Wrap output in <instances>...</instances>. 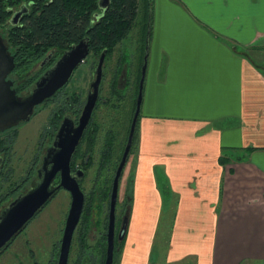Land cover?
Here are the masks:
<instances>
[{"label":"crops","instance_id":"0c3cea01","mask_svg":"<svg viewBox=\"0 0 264 264\" xmlns=\"http://www.w3.org/2000/svg\"><path fill=\"white\" fill-rule=\"evenodd\" d=\"M144 18L125 264H263L264 0H149Z\"/></svg>","mask_w":264,"mask_h":264},{"label":"flooded vegetation","instance_id":"af4514ba","mask_svg":"<svg viewBox=\"0 0 264 264\" xmlns=\"http://www.w3.org/2000/svg\"><path fill=\"white\" fill-rule=\"evenodd\" d=\"M60 3L63 10L55 15L52 13L53 10L55 8H61L56 4V0H11L10 3H5L2 7L0 6L1 43L7 48L11 55H13L15 62V65L12 71L8 74L7 79L12 82V87L15 89L17 95L21 98L29 97L32 94L36 88V82L55 64V62L66 50L71 48L72 45L77 44L83 38L87 39L88 45L86 56L74 68L67 83L56 90L50 97L45 98L41 103L34 107L29 119L36 112H39L43 107H49V113L42 129V144L39 149V153L35 157L31 158V160L27 162V165L23 161V153L18 154L14 146L12 152V142L15 131L29 119L27 121L18 122L10 128L0 131V215L5 211L8 204L18 194L25 193L29 189L36 187L37 183L44 177L45 170L51 169L52 164L49 163L52 155L51 151L53 144L57 139V135L60 133L63 123L66 124L67 119L70 122L67 136L63 135L65 138L61 137L65 144H67L71 141L74 135V130L79 124L87 97L89 93L92 92L91 82L95 79V68L97 66L99 56L103 51L102 50L99 53L97 52V27L100 20L105 15L107 9L103 11V9L99 7V0H60ZM110 6L111 2L108 8ZM39 16H43L44 20L47 21L44 23L46 26L44 28L32 27L34 18ZM58 25L62 27H59ZM19 33L23 35L27 34V37L30 40V46L32 48L46 50L41 57H39L36 61H33L31 64H29V60H27L25 63L26 69L22 71L17 68L18 52L19 49H21L22 44L19 41H13L14 36L16 37ZM39 33L42 34V38H31L32 36L39 35ZM107 33L109 34L110 30ZM53 35L60 36L58 39V41H60L59 43L53 41L51 38ZM67 35H73V37H75L72 40H67ZM119 52H121L120 59H117L116 65L119 68L118 72L120 75L123 67H127L128 51L122 48V50H119ZM106 55L107 52L105 50L102 79L99 86L96 104L69 160L71 175L77 171L83 172V177L78 180L80 188L81 181L86 177L87 167L90 164V160L92 159L91 157L93 153V147H91L89 143L95 139V134L98 131V126L95 119L97 105L99 102L106 104L109 103L107 98L100 96L101 83L105 77V66L107 63ZM35 64L38 65L39 72H36L33 77H30L21 85H16V79L13 78L12 75L15 73L18 74L19 71L22 74L26 73ZM83 64H85L84 66L87 67L85 68L86 70L81 73L83 74L81 76L80 70L78 72L76 71L78 67ZM22 74H19L18 78H22ZM119 75L116 77L117 83ZM80 76L82 77L83 81L77 84L79 82ZM75 78H78L76 82L74 80ZM122 79H126V75H124ZM23 88L28 89V93L26 95H22L20 92ZM110 131L111 129H109L106 133V141L103 143L104 146L108 145ZM24 153H26V151H24ZM32 177L35 178L34 185H31L25 189V191H22V185L25 184V182L27 183ZM60 178L61 172L58 171L54 174L51 180V189H53L59 183ZM57 191H55L54 194ZM4 202H6V204L4 207H1ZM125 217L126 216L124 215L121 219H115L113 264H125V248L123 247L125 241L121 240H124L126 236H123L122 239H118V233ZM80 219L77 226L81 222ZM107 221L104 226L106 229L98 232V239L96 240L94 246L90 247L88 252H84L83 250V252H80V249H84L86 247V245L80 241L82 236L78 237L76 248V250H79L78 252H76V250L71 252L74 245L73 240L71 241L67 264H105ZM77 226L74 230V233L77 229ZM119 241L123 242L121 250V243ZM72 254L74 255V258L70 263L69 259ZM120 254L121 259L119 260V263H117L115 262L116 255ZM30 255L32 257L34 256L33 253Z\"/></svg>","mask_w":264,"mask_h":264},{"label":"rangeland","instance_id":"374dc122","mask_svg":"<svg viewBox=\"0 0 264 264\" xmlns=\"http://www.w3.org/2000/svg\"><path fill=\"white\" fill-rule=\"evenodd\" d=\"M137 15L134 19L133 27L129 34L122 42H119L111 56L107 59L105 66V77L101 83L100 96L107 98L109 103L99 102L96 109L95 119L98 126V131L95 134V141L89 144L93 147L92 159L87 167L86 177L81 181V189L85 194L84 210L82 216L87 215V223L83 221L82 216L80 223L73 235L74 252L77 248L78 237L84 235L83 244L86 245L80 252H88L90 247H93L98 239V232L106 229L105 224L108 220L109 196L111 190L112 179L117 167L120 155L124 149L127 134L130 127V122L135 109V103L138 95L140 72L143 62L145 39L143 38V25L146 22L143 14V8L138 5ZM6 39V38H5ZM144 44V45H143ZM122 48L128 51L127 67H123L115 93H112L111 80L114 81L116 74V61L118 59L117 49ZM80 65L76 72L80 70V74L85 71L87 66ZM17 68L20 70L21 64ZM82 70V71H81ZM36 72H39L38 65L35 64L26 73L13 74L16 79V85H21L30 77H33ZM19 74L23 75L18 78ZM83 74H81L82 76ZM126 75V79H122ZM80 76L79 84L83 81ZM78 79V78H77ZM75 78V82L77 81ZM126 81V84H125ZM76 84V83H75ZM22 95L28 93V89H22ZM49 107H43L39 112H36L27 122L18 127L14 133L12 142L18 154H24V163L39 153L42 139V129L45 125ZM110 131L108 145H103L107 131ZM26 151V153H24ZM127 162L124 166V172L130 165L132 152H130ZM106 156V157H105ZM33 160V159H32ZM121 180L119 182L118 197L116 204V218L127 217V225L130 216L131 199L126 194L122 193ZM18 181V180H14ZM22 182V181H19ZM18 183V182H17ZM35 178L32 177L27 183L22 185V191H25L31 185H34ZM91 202V203H90ZM6 202L2 204L4 207ZM70 195L64 190H58L44 206L30 219L27 224L14 237L13 243L10 246L4 247V253L13 251V261L8 260L6 264H56L59 252L60 241L63 233V227L66 215L69 209ZM128 227H126V230ZM127 235L124 236V260L127 259ZM82 239V238H81ZM80 239V241H82ZM11 240V241H12ZM119 241L120 243H122ZM82 243V242H81ZM106 247V246H105ZM30 250V251H29ZM83 250V251H82ZM79 250H76L78 252ZM31 252V253H30ZM33 253V257L30 255ZM74 255L70 256V263L73 261ZM121 254L116 255L115 262L119 263ZM3 264V263H0ZM264 264V263H263Z\"/></svg>","mask_w":264,"mask_h":264},{"label":"water","instance_id":"95a60500","mask_svg":"<svg viewBox=\"0 0 264 264\" xmlns=\"http://www.w3.org/2000/svg\"><path fill=\"white\" fill-rule=\"evenodd\" d=\"M109 4L110 0H99V7L102 8L103 11L108 8ZM149 33L150 30L148 26L135 109L130 122L126 143L111 184L106 232L107 245L105 264H113L114 227L119 182L132 146L139 115L142 86L149 49ZM87 51V39L83 38L77 44L72 45L70 49L66 50L55 64L36 82V88L29 97L21 98L12 87V82L7 79L8 74L15 65L14 57L7 48L2 45L0 39V131L10 128L18 122L27 121L37 104L41 103L45 98L50 97L56 90L67 83L74 68L84 59ZM104 59L105 50H103L99 56L95 68V79L91 82L92 92H90L87 97L79 124L74 130L71 141L65 144L64 140L61 138L63 135L67 136L68 134L70 122L67 119V123H63L60 133L57 135L58 140L56 139L53 144L51 151L52 155L49 161V163L52 164L51 169L45 170L44 177L37 183L36 187L29 189L25 193L18 194L0 215V251L6 247L13 237L34 217L52 197L55 191L64 189L70 194V204L63 227L56 264H67L73 233L79 222L85 202V194L81 190L78 181L83 177V172L77 171L71 175L69 160L96 104L102 79ZM58 171L61 172V178L59 183L51 189V180ZM126 227L127 217H125L119 230L118 239L123 238Z\"/></svg>","mask_w":264,"mask_h":264},{"label":"trees","instance_id":"16d2710c","mask_svg":"<svg viewBox=\"0 0 264 264\" xmlns=\"http://www.w3.org/2000/svg\"><path fill=\"white\" fill-rule=\"evenodd\" d=\"M10 2L11 0H0V6L2 7L5 3H10ZM110 2H111V6L107 8L105 15L100 20L98 27H97V38H98L97 52L99 53L100 51L105 49L107 52V55H106L107 59L114 52L118 43L122 42V40L125 39V37H127L130 30L132 29L134 19L137 15V11L139 8L138 5L141 4L144 10L143 14H146L149 11V0H111ZM56 4L59 5L61 8H55L52 12L53 15L58 14V12L63 10L60 0H56ZM46 22L47 21L44 20L43 16L36 17L34 18L32 22V27L44 28L46 26L44 23ZM59 27H62V26H59ZM109 30H110V33L108 34L107 32ZM146 31H147V24L144 23L143 25V38L144 39L146 37ZM42 37H43L42 34L39 33V35L32 36L31 38L40 39ZM59 37L60 36L58 35L51 36L53 41H55L56 43L60 42L58 41ZM74 37L73 35H67L66 39L72 40L74 39ZM13 41H19L22 44V47L21 49H19V52H18L19 54L17 57V66L18 64H21V68H20L21 71L26 69L25 63L27 62V60H29V64H31L33 61H36L39 57H41L42 54L46 51L45 49L41 50V49L32 48L30 46V40L28 39L27 34L23 35L19 33L16 37L14 36ZM117 51H119V49H117ZM120 54L121 52L118 53V59H120ZM118 71H119V68L117 67L116 72H115L116 74H114L115 76L113 77L114 81L112 83V80H113L112 79L109 84L111 86L112 93L117 92L115 87L117 85L116 77L119 75ZM136 137H137V132L135 129L130 152H132L135 147ZM130 152L129 154H131ZM126 195L130 197L128 194V190L126 192ZM87 215L88 214H86L85 216H82V219L85 222L87 221V218H88ZM81 240H82L81 242L83 243L85 240L84 235L82 236ZM122 246H123V242L120 244V250L122 249Z\"/></svg>","mask_w":264,"mask_h":264}]
</instances>
